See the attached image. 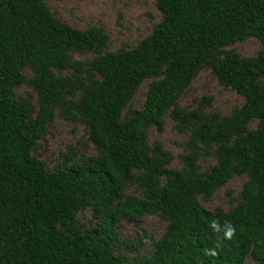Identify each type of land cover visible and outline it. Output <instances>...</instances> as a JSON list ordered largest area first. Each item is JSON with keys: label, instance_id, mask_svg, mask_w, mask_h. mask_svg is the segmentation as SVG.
<instances>
[{"label": "trees", "instance_id": "trees-1", "mask_svg": "<svg viewBox=\"0 0 264 264\" xmlns=\"http://www.w3.org/2000/svg\"><path fill=\"white\" fill-rule=\"evenodd\" d=\"M156 6L162 18L152 34L135 48L108 52L102 28H73L44 0H0V264H245L248 257L264 264V0ZM248 38L260 42L257 56L228 49ZM74 53L93 59L84 63ZM204 68L242 97L227 117L176 107ZM148 79L143 106L124 118ZM23 85L37 97L33 119L15 93ZM57 108L87 123L99 154L71 164L69 155L66 166L47 172L31 152ZM166 115L180 131L191 129L179 170L168 168L172 158L161 143L146 142V128L161 129ZM211 154L215 164L201 171L199 160ZM234 175L246 181L232 210L201 206L199 196L209 198ZM131 181L143 198L124 200ZM86 207L97 224L81 231L76 216ZM144 214L167 223L152 255L135 262L115 255L117 223ZM213 220L230 222L233 239L214 233ZM217 243L218 255L205 256Z\"/></svg>", "mask_w": 264, "mask_h": 264}, {"label": "rangeland", "instance_id": "rangeland-1", "mask_svg": "<svg viewBox=\"0 0 264 264\" xmlns=\"http://www.w3.org/2000/svg\"><path fill=\"white\" fill-rule=\"evenodd\" d=\"M52 15L69 26L85 30L90 27L102 28L108 35V52L135 48L150 34L161 21L162 15L157 9V0H44ZM240 56L255 57L261 51L260 42L255 38L230 45ZM73 58L81 62L93 59L90 53H74ZM24 74L30 76V71L24 69ZM154 79L144 80L135 95L123 111L127 117L128 109H140L143 106L147 88ZM20 101L30 104L29 116L33 119L37 112V97L28 85L15 88ZM79 93L69 97V101H77ZM203 98H209L206 103ZM242 97L230 87L217 82L212 72L201 69L190 86L180 95L176 107L188 110H201L204 114H218L220 117L229 116L232 111L242 104ZM257 121L249 123V129H255ZM146 142L153 146L161 143L162 148L171 155L169 169L179 170L182 167L180 156L189 152L191 129L180 131L177 123L168 115L163 119L161 129L151 126L145 130ZM98 149L89 140V126L83 120H72L65 117L60 109H55L54 118L45 128L44 135L38 140L31 155L44 164L47 172H55L66 166V157L72 155L71 161L81 162L91 156H98ZM211 154L199 160L201 171L209 170L215 164ZM68 163V162H67ZM68 165V164H67ZM245 175H234L226 184L217 189L209 198L199 196L201 206L209 211L228 212L240 200ZM143 193L136 189L133 181L128 182L123 194L125 199H141ZM77 227L81 231L93 229L97 220L92 216L90 207L79 211L76 216ZM167 223L158 215L144 214L137 222L121 219L115 226L119 233L117 245L112 246V252L117 256L135 262L152 255L155 243L165 232ZM129 243L137 248L131 250ZM245 264H258L250 257Z\"/></svg>", "mask_w": 264, "mask_h": 264}, {"label": "clouds", "instance_id": "clouds-1", "mask_svg": "<svg viewBox=\"0 0 264 264\" xmlns=\"http://www.w3.org/2000/svg\"><path fill=\"white\" fill-rule=\"evenodd\" d=\"M209 227L213 230L214 233L216 234H222L221 239L222 240H232L235 233H236V228L230 223V222H224L223 225L220 224L219 221L213 220L210 222ZM219 248V243H217L216 246L212 248H205L203 250L205 256H211L215 257L218 255L217 249Z\"/></svg>", "mask_w": 264, "mask_h": 264}]
</instances>
